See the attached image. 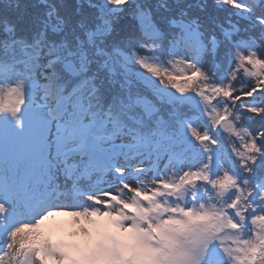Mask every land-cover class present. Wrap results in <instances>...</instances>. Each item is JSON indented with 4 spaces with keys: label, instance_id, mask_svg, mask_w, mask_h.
<instances>
[{
    "label": "snow or ice",
    "instance_id": "obj_1",
    "mask_svg": "<svg viewBox=\"0 0 264 264\" xmlns=\"http://www.w3.org/2000/svg\"><path fill=\"white\" fill-rule=\"evenodd\" d=\"M0 264H264V0H0Z\"/></svg>",
    "mask_w": 264,
    "mask_h": 264
},
{
    "label": "rangeland",
    "instance_id": "obj_2",
    "mask_svg": "<svg viewBox=\"0 0 264 264\" xmlns=\"http://www.w3.org/2000/svg\"><path fill=\"white\" fill-rule=\"evenodd\" d=\"M67 219H68V217H66V216L57 215V216L51 217L48 221H46V224L51 225V224H55L58 222L65 221Z\"/></svg>",
    "mask_w": 264,
    "mask_h": 264
}]
</instances>
